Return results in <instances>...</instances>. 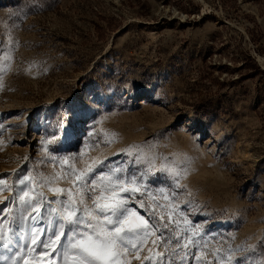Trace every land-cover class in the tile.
Masks as SVG:
<instances>
[{
    "label": "rangeland",
    "instance_id": "374dc122",
    "mask_svg": "<svg viewBox=\"0 0 264 264\" xmlns=\"http://www.w3.org/2000/svg\"><path fill=\"white\" fill-rule=\"evenodd\" d=\"M9 34L18 46L10 62L0 61V179L11 185L31 169L69 189L67 165L50 156L75 154L81 169L105 157L121 166L129 159L122 149L154 145L191 159L181 180L191 195L176 189L173 201L172 181L157 171L146 180L151 195L137 193L129 204L145 219L163 216L162 223L173 212L179 228L161 231L173 240L180 232L181 248L166 249L157 232L129 252V264H153L145 258L156 252L164 264L172 252V264H225L217 253L250 245L257 247L234 251L233 259L264 257V0H0L6 50ZM80 102L88 111L79 140L63 145L58 124ZM50 136L60 142L45 153L41 141ZM12 196L0 192V208H13ZM20 243L34 249L25 250L33 264L59 259L39 242ZM9 255L0 248V264Z\"/></svg>",
    "mask_w": 264,
    "mask_h": 264
},
{
    "label": "snow or ice",
    "instance_id": "6c2138e0",
    "mask_svg": "<svg viewBox=\"0 0 264 264\" xmlns=\"http://www.w3.org/2000/svg\"><path fill=\"white\" fill-rule=\"evenodd\" d=\"M16 46L18 41L10 34L7 50L4 41L0 40V61L10 62L12 56L9 52H14ZM87 111V106L80 102L72 109V116L66 125L63 123V117L61 118L58 127L63 131V145H71L73 141L79 140L77 125ZM59 142L56 136L41 141L45 153L57 151L50 150V145ZM154 148V145L147 143L129 145L121 150L129 158L128 162L122 163L121 166L108 165L105 157L94 159L81 169L75 166V154L50 156L52 160H59L62 165H67L64 175L71 178L73 185L69 189L54 187L53 178H38L31 169L15 174L11 185H8L6 179H0V192H13V196L7 198L13 208H0V248L11 253L4 264H20V260H23L24 264H33L25 255V250L31 253L34 249L29 247L28 243L21 245V238L30 239L31 245H37L39 242L44 249L51 248L59 258L54 259L51 264H129V252L138 251L146 239L157 232L160 233L157 240L161 241L166 249L173 243L180 249V232H176L177 239L173 240L171 232L165 236L164 231H161L169 230L170 223H176L179 228V224L173 221V212H169L168 222L162 223L163 216L158 221L153 213L150 219H145L129 204V200L137 193L143 195L144 192H149L147 177L157 171L166 174L172 181L170 197L173 201L180 195L176 189H182L186 195H191L186 191L187 186L181 184V180L185 179L191 170V159L179 154H173L170 158L156 152ZM104 168L107 170H103ZM43 188L54 193V197L48 198ZM158 191L165 193L168 190L162 187ZM164 198L168 200L169 196L165 195ZM88 199H91V204L87 202ZM138 202L141 208L148 211L149 206L146 203ZM155 204L153 200V207ZM41 234H46L47 238L41 240ZM187 236L185 231L183 238L187 239ZM189 242L195 243L194 240ZM183 247L187 249V245ZM256 247L257 245H250L248 248L238 246L235 249L229 247L224 255L217 253V256L225 264H242L247 258L234 260L232 253L254 250ZM176 254L169 253V264H172L171 256ZM39 255L47 256L48 253L44 251ZM139 258L137 255L136 259ZM145 259H152L153 264H164L166 257L164 253L156 252L155 258ZM249 264H264V257L258 261H249Z\"/></svg>",
    "mask_w": 264,
    "mask_h": 264
},
{
    "label": "bare ground",
    "instance_id": "6f19581e",
    "mask_svg": "<svg viewBox=\"0 0 264 264\" xmlns=\"http://www.w3.org/2000/svg\"><path fill=\"white\" fill-rule=\"evenodd\" d=\"M258 59H259V57H258ZM262 59H263V58H262ZM262 63H263V62H262V60H261V64H262ZM263 67H264V65H263ZM144 93H145L144 95H145L146 97H148V96L151 94V92H150L149 90L145 91ZM65 125H66V124H65ZM227 221H228V220H227Z\"/></svg>",
    "mask_w": 264,
    "mask_h": 264
},
{
    "label": "trees",
    "instance_id": "16d2710c",
    "mask_svg": "<svg viewBox=\"0 0 264 264\" xmlns=\"http://www.w3.org/2000/svg\"><path fill=\"white\" fill-rule=\"evenodd\" d=\"M199 113L201 112V111H198Z\"/></svg>",
    "mask_w": 264,
    "mask_h": 264
}]
</instances>
